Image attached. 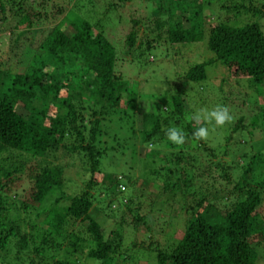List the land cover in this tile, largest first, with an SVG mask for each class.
I'll list each match as a JSON object with an SVG mask.
<instances>
[{
	"label": "trees",
	"instance_id": "trees-1",
	"mask_svg": "<svg viewBox=\"0 0 264 264\" xmlns=\"http://www.w3.org/2000/svg\"><path fill=\"white\" fill-rule=\"evenodd\" d=\"M131 1L117 0V4ZM149 1L154 5L150 8L154 29L160 31L166 25L168 43H195L205 38L206 48L213 53L210 63H221L229 77L246 81L256 94L264 89V32L257 20L262 16L263 2L256 6L253 0L247 3L220 0L214 13L215 21L206 27L203 2L199 6L190 5L188 0ZM98 5L94 0H74L32 48L21 71L5 63L4 52L0 53V248H4L10 238L15 239L13 253L5 258L6 264H69L66 256L54 259L53 255L44 256L45 251L66 245L74 252L85 242L92 243L86 253L92 264H112L122 256L119 230L105 237L102 227L91 216L90 191L95 183L94 174L99 172V160L111 149L105 145V139L113 138V133L108 132L112 130L108 129V123L124 121L140 93L134 92L133 86L114 72L117 52L104 34V25L112 20L111 12L116 3L106 4L108 8L102 6L104 10ZM6 6L9 7L7 18L14 21L13 28L23 29L14 36V47L25 29L49 15L43 3L34 7L26 0H0V14L4 15ZM62 11V7H57V12ZM164 15L166 20H160ZM5 20L6 17L0 15V33L5 28L2 26ZM130 22L132 27L124 38L129 49L135 43V27L140 21L134 18ZM159 37L157 34L155 39ZM151 40L145 42L146 48L137 56L149 53ZM9 47L11 50V45ZM205 64L190 66L184 72V81L203 82ZM170 83L163 99L140 115L139 141L143 144L163 141L172 146L164 129L175 125L182 127L186 137L195 140L192 137L195 128L183 121L186 115L183 84ZM62 90H67L69 96L58 100ZM56 103V110L49 114L51 105ZM161 103L167 105L166 111ZM84 110L96 118L84 123ZM262 110L261 117L264 107ZM241 122V118L237 119L231 129L233 133L242 129ZM255 123L256 118L252 126ZM230 138L224 137V148ZM241 145L235 142L237 147L232 151L242 162L235 182L229 178L227 167L216 165L225 184L207 191L194 188L189 156L171 151L162 155L156 152L158 157L160 155L158 162L163 163L155 167L157 170L152 168L149 174L161 177L164 190L184 197L190 193L195 200L188 207L189 214L176 243L169 248L165 245L154 249L155 264H256L260 249L264 250V222L259 213L264 203V154L259 149L247 154L238 147ZM224 153H227L225 149ZM60 160L79 162L90 173L84 187L73 195L63 192L64 163H57ZM28 162L34 163L26 168ZM165 162H172L176 168L170 169ZM20 180L29 184L27 198L19 199L18 192L9 198L7 193L12 184ZM114 180L113 188L105 181V190L112 198L115 191L123 187L115 177ZM22 214L24 218L33 214L35 219H40L46 232L40 243L31 249L29 237L17 233L19 223H26ZM131 222L144 223L138 212ZM76 223L75 232L65 230L67 225L74 228ZM27 225L36 228V224ZM26 252L35 254L37 260L29 258Z\"/></svg>",
	"mask_w": 264,
	"mask_h": 264
},
{
	"label": "rangeland",
	"instance_id": "rangeland-1",
	"mask_svg": "<svg viewBox=\"0 0 264 264\" xmlns=\"http://www.w3.org/2000/svg\"><path fill=\"white\" fill-rule=\"evenodd\" d=\"M26 1L32 3L34 7L43 3L46 5L45 10L49 15L47 14L48 16L44 20L36 21L32 27L25 29L18 36V40L15 41L17 46L14 47L12 40L17 32L23 29L13 28L14 21L10 17L7 18L8 6H6L4 15L0 14L6 17L2 24L5 28L0 33V53L4 52V62L16 71H21L26 66L29 56L33 52L32 48L36 47L46 35L48 27L57 23L63 16L64 10L74 2V0ZM94 1L99 4L98 7L101 10L108 8L106 4L116 3L115 10H111L112 20H108L104 25V34L117 52L114 72L131 84L132 90L140 93V95H138V99L136 97L137 103L134 101L135 103L132 105L129 114L124 117V121L108 123V129H112L108 132L110 135L113 133V138L105 139V145L111 149L107 150L100 158L99 172L95 173L93 177L95 183L90 191L93 197L91 216L98 221L105 237H108L114 230H119L121 233L122 245L119 252L122 253V256L119 259H114L112 264H155L152 258L155 253L154 249L165 247V245H168L167 248H169L181 237L184 220L189 214L188 207L194 203L195 199L189 195L190 193L184 197L182 194L164 190L161 177L150 175L149 171L152 168L155 170L157 165L163 163L158 162L160 155L168 154L171 151L191 158L192 181L195 189L201 187L205 191L207 189L214 190L225 184L222 173L218 169L219 166L216 165L227 167L226 172L234 183L240 174L239 165L242 164L239 162L238 155L232 152L237 147L235 142L242 143L238 147L247 154L258 149L264 154V113L261 117L264 107V89H260L259 93L256 94L253 87L246 81L229 77L226 68L221 63L218 61L210 63L213 53L206 48L205 38L203 41L195 43L173 45L168 43L165 40L166 25L160 31L154 29V19L150 15V8L154 6L153 1L133 0L123 5L117 4V0ZM219 1L188 0L190 5L200 6L203 2L202 12L206 27L215 21L214 13L217 11ZM242 1L247 3V0ZM259 2L264 4V0H253L256 6H259ZM57 7H62L63 11L57 12ZM25 8L28 9L27 6ZM134 18L138 19L140 23L135 27V43L129 49L124 43V38L132 27L130 20ZM160 20H166V16H161ZM257 20L264 32V8L262 9V16ZM65 28L70 30L68 25ZM157 34L160 35L159 40L155 39ZM148 40H151L149 53L145 52L142 56H137L140 50L146 48L145 42ZM205 62L206 79L203 82L191 84L184 81V72L190 66ZM177 81L182 82L185 90L183 98L186 99L184 103L186 115L201 107L212 108L217 104H222L229 108L233 117L232 122L224 127H216L214 124L207 125L209 137L206 140L196 141L186 137V142L179 146L172 143V146H169L163 141L155 144L141 143L139 141L141 113L149 110L156 102H160L161 98L163 99L169 82L171 85ZM67 96H69L68 91L62 90L58 100ZM122 106L124 107V103ZM56 108L57 103L52 104L49 114ZM161 108L166 111L167 105L161 103ZM88 112L90 111H82L84 123L96 118L87 114ZM186 115L183 116V121L190 127L196 128L197 125L194 122L185 119ZM239 118L242 119L240 124L242 129L233 133L231 131L232 126ZM255 118L256 123L252 126ZM174 127L182 130V127L178 125ZM227 136L231 138L224 148L226 144L224 137ZM100 138L103 140L104 136ZM204 148L207 150L204 151ZM157 151L160 152L159 157L156 155ZM234 159L238 162H233ZM32 163L34 162H28L26 168L31 167ZM57 163H64L62 164L64 167L62 189L64 194L68 196L79 192L90 179L89 171L85 170L79 162L60 160ZM165 164L170 169L176 168L172 162H165ZM114 177L121 183L123 189L118 186L120 191H115V196L112 198L109 192L105 190V181L113 188ZM28 189L29 184H26V181H14L12 189L7 194L12 199L13 193L18 192L19 199H26L29 194ZM137 212L142 216L144 223L131 222L132 217L137 215ZM259 213L264 222V203L259 208ZM10 214L12 213L10 212ZM22 219L26 223H19L17 233L29 237L28 242L31 249L40 243V239L46 235V232H43L41 220L35 219L33 214H30L28 218H24L22 214ZM28 223L36 224V228H30ZM77 224L74 228L67 225L65 230L75 232ZM14 240V238H10L8 244L4 248H0V264H6V256L13 253ZM91 244L85 242L80 250L74 252L70 247L62 245L56 249H48L44 256L53 255L54 259H62L66 256L69 264H92L86 255ZM26 253L29 258L37 260L36 255L32 252ZM23 258L26 260L28 257ZM256 264H264V250L260 249Z\"/></svg>",
	"mask_w": 264,
	"mask_h": 264
},
{
	"label": "clouds",
	"instance_id": "clouds-1",
	"mask_svg": "<svg viewBox=\"0 0 264 264\" xmlns=\"http://www.w3.org/2000/svg\"><path fill=\"white\" fill-rule=\"evenodd\" d=\"M185 119L194 122L197 127L192 132L195 140H206L209 137L207 125L214 124L216 127H224L231 123L233 117L226 105L217 104L212 108L201 107L191 114H187ZM165 135L172 144L183 145L186 142V134L183 130L171 126L164 129Z\"/></svg>",
	"mask_w": 264,
	"mask_h": 264
},
{
	"label": "built area",
	"instance_id": "built-area-1",
	"mask_svg": "<svg viewBox=\"0 0 264 264\" xmlns=\"http://www.w3.org/2000/svg\"><path fill=\"white\" fill-rule=\"evenodd\" d=\"M120 189H123V187H120Z\"/></svg>",
	"mask_w": 264,
	"mask_h": 264
}]
</instances>
